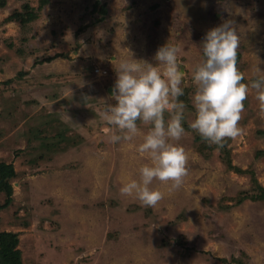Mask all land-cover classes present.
<instances>
[{"label": "rangeland", "instance_id": "obj_1", "mask_svg": "<svg viewBox=\"0 0 264 264\" xmlns=\"http://www.w3.org/2000/svg\"><path fill=\"white\" fill-rule=\"evenodd\" d=\"M97 1L0 0V161L17 172L0 232L18 233L22 264H264V198H255L264 189V120L254 92L242 134L225 147L189 127L208 30L234 21L243 82L264 71V0H99L93 10ZM167 43L180 49L185 73V134L173 143L187 153L188 175L173 191L154 181L164 195L148 207L120 193L148 162L137 152L148 126L138 122L134 141L112 143L101 113L104 101L115 103L111 61L155 66Z\"/></svg>", "mask_w": 264, "mask_h": 264}, {"label": "clouds", "instance_id": "obj_2", "mask_svg": "<svg viewBox=\"0 0 264 264\" xmlns=\"http://www.w3.org/2000/svg\"><path fill=\"white\" fill-rule=\"evenodd\" d=\"M239 35L235 23L225 20L208 30L201 42L203 59L193 73L195 92L192 104L195 118L189 127L202 140L217 150L225 147L226 140L242 134L239 121L250 90L258 102V116L264 120V71L255 69L248 83L237 67ZM180 49L167 43L157 49L154 66L144 60L111 61L118 63L116 80L105 102L102 118L114 131L112 143H130L140 135L138 122L148 126L142 143L137 147L147 163L139 169V179L123 183L120 193L134 196L148 207L163 199V193L152 187L154 181L170 185L169 191L178 190L188 175V156L178 142L185 134L182 125L186 104L179 98L185 95L182 82L185 73L178 64ZM165 113L168 114L167 119ZM118 133V134H117Z\"/></svg>", "mask_w": 264, "mask_h": 264}, {"label": "trees", "instance_id": "obj_3", "mask_svg": "<svg viewBox=\"0 0 264 264\" xmlns=\"http://www.w3.org/2000/svg\"><path fill=\"white\" fill-rule=\"evenodd\" d=\"M99 0L95 3L93 10H97ZM103 14H106V9L103 8ZM16 16L21 17L25 21L31 16H35L32 13L26 14H16ZM101 21L104 20V17L100 18ZM241 54L237 51V62L240 59ZM228 165L231 168L235 169V166L232 164L231 160L228 159ZM17 175L15 166L13 163H8L0 161V191L6 194L5 201L0 204V212L7 207H9L13 201V184L12 179ZM255 198H264V189L255 196ZM19 235L16 232L12 231H3L0 232V264H22V253L19 249Z\"/></svg>", "mask_w": 264, "mask_h": 264}, {"label": "built area", "instance_id": "obj_4", "mask_svg": "<svg viewBox=\"0 0 264 264\" xmlns=\"http://www.w3.org/2000/svg\"><path fill=\"white\" fill-rule=\"evenodd\" d=\"M96 72L99 73V74H105V73H107V71L102 70L101 68H96Z\"/></svg>", "mask_w": 264, "mask_h": 264}]
</instances>
